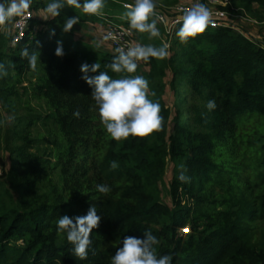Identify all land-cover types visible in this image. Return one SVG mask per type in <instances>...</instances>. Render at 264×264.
Segmentation results:
<instances>
[{
    "label": "trees",
    "instance_id": "16d2710c",
    "mask_svg": "<svg viewBox=\"0 0 264 264\" xmlns=\"http://www.w3.org/2000/svg\"><path fill=\"white\" fill-rule=\"evenodd\" d=\"M229 1L258 4L264 14V0ZM164 2L172 6L177 0ZM44 6L45 0H33L31 24L37 28L20 41L11 36L7 52L0 50L7 71L0 78L3 106L11 112L23 101L20 88L26 96L25 116L13 118L4 139L11 165L1 170L9 186L0 182V264H110L121 240L145 232L158 238V254L171 255L172 264H264V248L254 236L263 230L254 222L264 225V46L229 25H209L187 43L176 38L177 48L166 60L170 83L174 90L186 88L172 116L163 98L164 65L150 58L137 62H145L148 72L113 73L106 65L116 51L76 37L78 27L96 22L95 15L65 6L46 20ZM218 7L231 10L228 2ZM74 16L79 22L64 32L65 21ZM58 41L62 56L55 55ZM25 48L38 54L35 70L21 56ZM94 63L101 69L89 76L107 71L114 79L148 80V98L161 106L159 131L109 138L79 71ZM32 99L44 108L41 113ZM209 100L214 110L206 109ZM1 133L0 121V149ZM170 163L168 203L160 197V183ZM181 172L187 182L178 179ZM100 184L111 191L99 193ZM90 206L101 219L81 260L66 234L56 230V220L83 216Z\"/></svg>",
    "mask_w": 264,
    "mask_h": 264
},
{
    "label": "clouds",
    "instance_id": "9594fccd",
    "mask_svg": "<svg viewBox=\"0 0 264 264\" xmlns=\"http://www.w3.org/2000/svg\"><path fill=\"white\" fill-rule=\"evenodd\" d=\"M33 4V0H0V25L6 24L14 17L24 16ZM106 0H45L43 11L44 19L55 18L60 15L65 6L74 9H82L89 15H102ZM126 11L122 18L126 19L130 30L139 33H148L149 38H157L160 31L157 27L155 16L156 0H134L132 4L124 5ZM212 13L204 3H196L183 12L176 35L181 43H187L189 38L195 37L206 30L212 24ZM76 16L68 18L63 31L68 32L73 25L78 23ZM214 26V25H213ZM54 34V33H53ZM55 49V55L62 56L63 51L59 46ZM117 55L111 63L106 65L113 73H135L138 61H149L150 58L162 60L168 56V45L161 47L137 44L129 47L126 51L116 49ZM26 57L30 68L35 70L39 61L38 54L29 53L25 48L21 52ZM40 62V61H39ZM101 69L99 63L92 65L82 64L79 71L83 74L81 79L90 87V96L95 102L97 114L103 128L110 139L115 141L127 140L131 137H145L162 126L163 117L160 115L161 106L158 102L149 99V82L142 75H126L123 78L114 79L107 71H100L98 75L89 76V72L95 73ZM7 75L3 64H0V78ZM154 95V94H153ZM216 108L214 100H209L206 109L211 111ZM79 116V112L73 113ZM116 161H112L110 167H118ZM178 179L187 182L188 177L181 172ZM101 194L111 191L106 184L96 186ZM101 217L97 209L90 206L83 216L69 217L61 215L56 220V230L66 234L67 241L73 246L72 252L75 257L83 260L88 256V249L92 243L90 233L99 226ZM158 238L151 232H145L142 238L128 236L120 241V246L110 257V264H172V256L159 255L156 245Z\"/></svg>",
    "mask_w": 264,
    "mask_h": 264
},
{
    "label": "rangeland",
    "instance_id": "374dc122",
    "mask_svg": "<svg viewBox=\"0 0 264 264\" xmlns=\"http://www.w3.org/2000/svg\"><path fill=\"white\" fill-rule=\"evenodd\" d=\"M224 1V0H223ZM222 2V1H221ZM211 4L208 3L206 0H177V2L172 5L168 6L165 4L164 0H156V8H155V16L154 19L157 20V27L160 31V36L157 38H149L148 33H139L137 32V42L141 45H151L153 47H161L163 44L168 45V56L165 59L157 60L159 64L164 65L166 69V74L163 78L166 87L165 93L163 94V98L170 108L172 116L175 115V100L178 99L180 92L184 91L186 86L182 85L178 87L176 90L173 89V86L170 83L171 80V71L167 66L166 60L171 57L173 50L177 47V44L174 43L176 40V29L179 25L178 23L172 24V19L175 17H182V15L176 10L177 6H189L192 7L196 3H204L210 11L215 10L218 5L221 4ZM231 10L228 11V14L222 22L229 24L233 28V30L242 32L248 38L252 39L255 42H259V44L264 46V15L262 12V8L258 5L253 3L249 7L241 5L239 3H230L227 1ZM134 0H106L105 7L103 9L102 15H95L97 17L96 22H87L83 24L80 28L78 27L76 33V37H81L83 40L91 43L92 45H96L103 49L114 50L116 51L104 38L103 31L108 22H116L121 24H127V20L122 18V14L126 11L124 5L125 4H132ZM114 5V7H112ZM111 6V7H110ZM108 8V9H107ZM82 12V9H80ZM35 15L36 13L33 12ZM180 14V15H178ZM160 15L163 17V20L160 19ZM167 15V16H166ZM171 15V17H169ZM35 28H37L35 26ZM13 35V25L11 20H9L6 24L0 25V50L7 52L8 47L12 44L11 36ZM155 59V58H154ZM140 73L148 72L149 67L144 62L138 64V68ZM28 80L33 81V77L31 74H28ZM185 81V80H184ZM29 82H23L19 84V86L27 85ZM19 91L22 94L21 99L23 101L26 100V96L23 95L22 89L20 88ZM23 101L19 102L16 101L14 109L12 108L11 112L8 109V106H3L2 100L0 99V121H1V135L3 138V147L0 149V182L5 181L4 176L1 174L2 168L9 167L11 165V158L6 150V142L4 141L6 132L9 129L10 122L13 121L14 117L19 115L25 116L26 109L24 108ZM30 105L35 109L36 112L41 113L44 108L39 106V103L36 102L34 99L30 100ZM33 130H37V127H33ZM32 131V133H34ZM173 176V165L170 163L167 166V169L164 173L163 179L160 183V197L162 200L170 203V196H169V185ZM3 184L8 187L9 184L6 182ZM12 194L14 195L15 199L19 198V193L15 190H11ZM256 227H263V230L260 232L259 229L255 231V241L258 247L264 248V225L260 223V221H255Z\"/></svg>",
    "mask_w": 264,
    "mask_h": 264
},
{
    "label": "built area",
    "instance_id": "2783aa9c",
    "mask_svg": "<svg viewBox=\"0 0 264 264\" xmlns=\"http://www.w3.org/2000/svg\"><path fill=\"white\" fill-rule=\"evenodd\" d=\"M208 3L211 4H218L221 1L220 5H226L227 0H206ZM191 7L189 6H183L180 5L179 7L177 6L176 10L182 15L183 12L186 9H189ZM212 16V24L210 26L213 27H219V26H224V25H229L222 20L226 15L228 14L227 10H224L220 7H217L215 10L211 11ZM178 14V15H180ZM180 15V16H181ZM34 18V13L32 8L30 7L29 11L22 17H14L13 18V35H12V40L15 41H20L22 40L27 32L29 30L34 31L36 28L35 26H32V20ZM182 17H175V19H172V24L177 23V21L181 20ZM160 19L163 20V17L160 15ZM103 36L106 39V41L116 50L117 48L124 49L125 51L129 47H134L137 44H139L136 41V35L133 30L129 29V26L121 23H116V22H108L104 31H103Z\"/></svg>",
    "mask_w": 264,
    "mask_h": 264
}]
</instances>
